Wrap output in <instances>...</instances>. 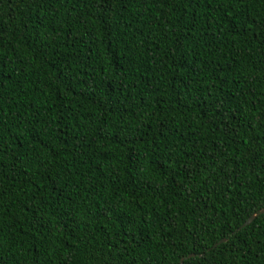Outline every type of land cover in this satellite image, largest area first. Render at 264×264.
<instances>
[{
    "label": "trees",
    "instance_id": "16d2710c",
    "mask_svg": "<svg viewBox=\"0 0 264 264\" xmlns=\"http://www.w3.org/2000/svg\"><path fill=\"white\" fill-rule=\"evenodd\" d=\"M262 209L264 0H0V264H264Z\"/></svg>",
    "mask_w": 264,
    "mask_h": 264
},
{
    "label": "water",
    "instance_id": "95a60500",
    "mask_svg": "<svg viewBox=\"0 0 264 264\" xmlns=\"http://www.w3.org/2000/svg\"><path fill=\"white\" fill-rule=\"evenodd\" d=\"M260 214H264V209H262V210H260L257 214H254L253 216H251L242 226H241V228H239V230H241L242 228H244V227H246V226H248L249 224H251L253 221H254V219L258 216V215H260ZM226 240H222L221 242H219L218 244H216L215 245V247L216 246H218L219 244H221V243H223V242H225ZM201 256V255H200ZM191 257H195V254H191V255H189V258H191ZM184 263V259H182V261H181V264H183Z\"/></svg>",
    "mask_w": 264,
    "mask_h": 264
}]
</instances>
